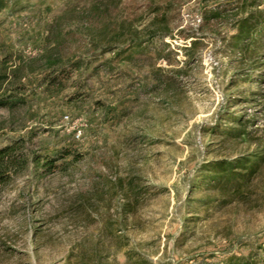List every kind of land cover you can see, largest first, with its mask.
Listing matches in <instances>:
<instances>
[{
    "label": "rangeland",
    "instance_id": "374dc122",
    "mask_svg": "<svg viewBox=\"0 0 264 264\" xmlns=\"http://www.w3.org/2000/svg\"><path fill=\"white\" fill-rule=\"evenodd\" d=\"M75 3L29 0L24 11L0 16V40L29 64L30 89L28 104L0 109V148L24 142L21 165L0 186V264L264 257V173L246 198L225 203L205 205L196 186L209 161L264 146V85L251 87L263 93L256 103L234 105L249 88L232 83L241 65L229 50L236 22L264 10V0H123L91 23L65 16V60L113 59L127 40L158 35L110 68L76 71L59 94L45 93V40ZM227 108L255 121L248 139L223 148L221 130L212 129L230 125L220 120ZM59 151L67 155L55 169L38 162Z\"/></svg>",
    "mask_w": 264,
    "mask_h": 264
},
{
    "label": "trees",
    "instance_id": "16d2710c",
    "mask_svg": "<svg viewBox=\"0 0 264 264\" xmlns=\"http://www.w3.org/2000/svg\"><path fill=\"white\" fill-rule=\"evenodd\" d=\"M28 1L0 0V16L4 13L12 16L24 11L27 8L24 3ZM76 1L77 3L73 7L67 9L63 16L55 20L54 26L50 29L51 33L45 40L46 44L51 43V47L46 52L49 72L39 81V86L44 87L45 93L59 94L76 71L82 70L93 75L103 67L110 68L113 59L127 58L133 50H139L151 42L155 35H158V33H152L150 39L144 41L133 37L122 45H118L116 51L113 48L103 49V54L107 52L105 50L111 49L116 52L113 59L102 61L98 56L85 59L75 56L65 60L60 56V46L62 45L60 38L65 16L81 13L82 19L91 23L98 17L107 16L110 13V8L117 7L123 2V0ZM81 4L84 7H76ZM161 9L162 7H155L152 12L157 13ZM161 15L163 13L159 12L158 16ZM3 25L4 21L0 18V30ZM234 28L235 34L230 40L229 50L241 65V70L236 73V77L240 81L232 83L248 86L249 89L242 93L244 96L236 98L233 104L256 103L257 98L262 97L263 93L261 90L253 91L251 87L264 85V10L258 9L248 13L236 22ZM94 64L96 65L93 67ZM28 65L23 56L10 52L0 40V109L14 111L18 107L28 104L30 89L24 82L28 78L25 73ZM220 117V120L230 124L223 128L219 123V126L212 129L221 130L219 135L222 137L223 148H226L231 142L236 143L239 140L248 139L250 128L255 121L254 116L245 112L240 114L229 113L227 108L220 113ZM23 144L22 140H17L0 148V186L6 183L11 173L21 165L19 158L23 156ZM63 152L57 153L58 158L47 156L38 162H43L45 169L53 170L56 168V161L66 157L67 153ZM202 173L205 175L198 178L196 186L200 184L201 189L207 194L204 199L205 205L217 204L218 202L225 203L227 196H231L233 199L246 198L254 181L258 180L264 173V146L248 155L236 157L234 160L209 161L201 169ZM223 264H264V257L257 252H251L247 256L230 257Z\"/></svg>",
    "mask_w": 264,
    "mask_h": 264
},
{
    "label": "built area",
    "instance_id": "2783aa9c",
    "mask_svg": "<svg viewBox=\"0 0 264 264\" xmlns=\"http://www.w3.org/2000/svg\"><path fill=\"white\" fill-rule=\"evenodd\" d=\"M200 22V21H199Z\"/></svg>",
    "mask_w": 264,
    "mask_h": 264
}]
</instances>
